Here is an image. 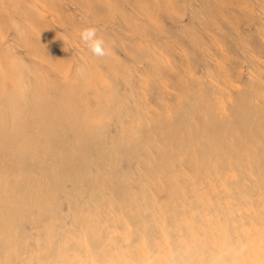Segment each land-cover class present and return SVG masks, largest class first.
Here are the masks:
<instances>
[{"label":"bare ground","instance_id":"1","mask_svg":"<svg viewBox=\"0 0 264 264\" xmlns=\"http://www.w3.org/2000/svg\"><path fill=\"white\" fill-rule=\"evenodd\" d=\"M1 68L0 264H264V0H0Z\"/></svg>","mask_w":264,"mask_h":264},{"label":"clouds","instance_id":"2","mask_svg":"<svg viewBox=\"0 0 264 264\" xmlns=\"http://www.w3.org/2000/svg\"><path fill=\"white\" fill-rule=\"evenodd\" d=\"M81 39L88 45L90 51L97 57L109 54L105 41L97 36L96 28H87L81 33Z\"/></svg>","mask_w":264,"mask_h":264},{"label":"rangeland","instance_id":"3","mask_svg":"<svg viewBox=\"0 0 264 264\" xmlns=\"http://www.w3.org/2000/svg\"><path fill=\"white\" fill-rule=\"evenodd\" d=\"M2 72H4V71H3V68L0 69V73H2Z\"/></svg>","mask_w":264,"mask_h":264}]
</instances>
